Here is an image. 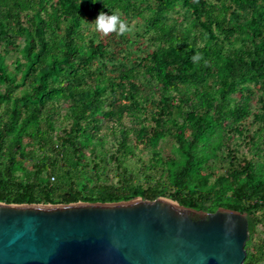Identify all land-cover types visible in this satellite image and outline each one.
<instances>
[{"label": "trees", "instance_id": "obj_1", "mask_svg": "<svg viewBox=\"0 0 264 264\" xmlns=\"http://www.w3.org/2000/svg\"><path fill=\"white\" fill-rule=\"evenodd\" d=\"M135 198L247 214L264 263V0H0V202Z\"/></svg>", "mask_w": 264, "mask_h": 264}, {"label": "water", "instance_id": "obj_2", "mask_svg": "<svg viewBox=\"0 0 264 264\" xmlns=\"http://www.w3.org/2000/svg\"><path fill=\"white\" fill-rule=\"evenodd\" d=\"M249 239L247 214L206 213L167 198L0 202V264H244Z\"/></svg>", "mask_w": 264, "mask_h": 264}, {"label": "clouds", "instance_id": "obj_3", "mask_svg": "<svg viewBox=\"0 0 264 264\" xmlns=\"http://www.w3.org/2000/svg\"><path fill=\"white\" fill-rule=\"evenodd\" d=\"M92 2L95 3L96 0H92ZM84 22L88 23L87 21ZM91 24L94 25L95 31L103 36H109L112 33H116L118 36H123L133 30L128 22L122 19L121 15L117 12H112L111 15H108L105 12L100 11ZM191 59L194 63H198L202 59V55L196 53Z\"/></svg>", "mask_w": 264, "mask_h": 264}, {"label": "rangeland", "instance_id": "obj_4", "mask_svg": "<svg viewBox=\"0 0 264 264\" xmlns=\"http://www.w3.org/2000/svg\"><path fill=\"white\" fill-rule=\"evenodd\" d=\"M164 146L169 148V147H171V144L170 143H165Z\"/></svg>", "mask_w": 264, "mask_h": 264}, {"label": "flooded vegetation", "instance_id": "obj_5", "mask_svg": "<svg viewBox=\"0 0 264 264\" xmlns=\"http://www.w3.org/2000/svg\"><path fill=\"white\" fill-rule=\"evenodd\" d=\"M200 217H201V216L196 215V216H194V219L198 220V219H200Z\"/></svg>", "mask_w": 264, "mask_h": 264}, {"label": "bare ground", "instance_id": "obj_6", "mask_svg": "<svg viewBox=\"0 0 264 264\" xmlns=\"http://www.w3.org/2000/svg\"><path fill=\"white\" fill-rule=\"evenodd\" d=\"M179 210H183V209L180 208Z\"/></svg>", "mask_w": 264, "mask_h": 264}]
</instances>
